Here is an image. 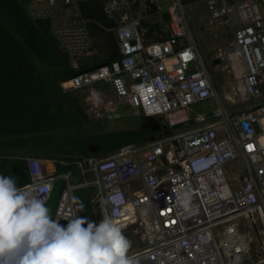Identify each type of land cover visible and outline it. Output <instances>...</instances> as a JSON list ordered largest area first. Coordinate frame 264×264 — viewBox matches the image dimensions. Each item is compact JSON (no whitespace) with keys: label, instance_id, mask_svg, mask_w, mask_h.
<instances>
[{"label":"built area","instance_id":"1","mask_svg":"<svg viewBox=\"0 0 264 264\" xmlns=\"http://www.w3.org/2000/svg\"><path fill=\"white\" fill-rule=\"evenodd\" d=\"M62 1L29 0L28 15L49 27L62 52L82 54L92 47L96 26L80 11L90 0ZM140 1L104 0L115 23L106 30L115 34L120 56L77 70L70 86H62L88 91L107 83L114 101L167 124L192 104L205 101L211 109L199 112L185 132L79 159L87 180L67 182L54 219L66 225L77 215L74 192L85 188L102 217L134 241L129 255L137 264H264V1L148 0L169 16L168 38L151 44L133 15ZM192 2L206 3L209 27L221 22L232 35L213 58L225 61L228 93L217 88L190 30L186 6ZM238 160L246 174L231 168ZM27 170L30 182L21 188H49L38 193L47 202L54 178L36 158L27 159ZM183 193L187 207L178 200Z\"/></svg>","mask_w":264,"mask_h":264},{"label":"trees","instance_id":"2","mask_svg":"<svg viewBox=\"0 0 264 264\" xmlns=\"http://www.w3.org/2000/svg\"><path fill=\"white\" fill-rule=\"evenodd\" d=\"M23 2L0 0V174L11 176L18 187L25 186L30 182L28 158L62 159L70 147L69 166L59 165L58 173L66 172L76 184V162L90 157L88 145L99 149L91 156L104 158L123 145L154 140L169 132V127L156 120L150 126L145 124L147 129H157L153 136L141 128L104 132L105 124L89 120L79 96L64 92L61 86L75 74L70 56L60 50L45 23L27 15ZM85 4L100 25L114 24L103 15L99 1ZM163 20L167 24L169 16L163 15ZM155 26L159 29V24ZM73 133L80 137L72 140ZM64 183L59 185L58 195L52 191L50 196L60 199ZM86 195L83 189L77 191L80 207L89 202ZM91 216L88 211L83 217L92 221Z\"/></svg>","mask_w":264,"mask_h":264},{"label":"clouds","instance_id":"3","mask_svg":"<svg viewBox=\"0 0 264 264\" xmlns=\"http://www.w3.org/2000/svg\"><path fill=\"white\" fill-rule=\"evenodd\" d=\"M49 190L22 189L0 174V264H137L131 242L110 216L96 223L74 215L66 225L53 219L38 194ZM189 198L178 194L184 207Z\"/></svg>","mask_w":264,"mask_h":264},{"label":"crops","instance_id":"4","mask_svg":"<svg viewBox=\"0 0 264 264\" xmlns=\"http://www.w3.org/2000/svg\"><path fill=\"white\" fill-rule=\"evenodd\" d=\"M28 1L29 0H25V2H23L27 15H28V10H27L28 9ZM97 1H99L100 5H102V13L106 17V14H105V11H104V0H97ZM62 2L63 1L60 0V5H62ZM85 2H87V1H85ZM85 2H81L80 11L86 18L94 20L96 22V26H94L93 33L91 35L92 47L88 51H86V52H84L82 54H72V55L71 54H67L68 56H70V58L72 60V69L75 72L77 70L83 69L85 67H89V66H93L95 64H98L99 62L109 61V60H112V59H117L120 56L119 48H118V40H117L115 34L113 32H109L108 30H106L107 28L113 27L115 25V23L112 24L111 26H109V25H100L98 20H97V17L94 16L95 13L92 10L87 9V6H86ZM152 8H154L153 11H152ZM157 8H158V6L156 4L149 3L148 0L140 1L139 5H135L134 6L133 15H135V17H137V18H140V20H141L140 31L144 33V37H145V39H146L148 44L164 42L168 38V32H167L168 23L165 24L164 20H163V15H168L167 12H166V8H165V6H162V11H158ZM152 17L154 19L155 18H160V19H162L163 22L162 23H158V22L154 23V22L151 21ZM106 19H108V18L106 17ZM108 21L112 22L109 19H108ZM63 23L65 25H67L66 21H63ZM156 24H159V29L156 28V26H155ZM164 25H166V29L164 28ZM47 28L49 29L48 26H47ZM73 60H75V63H73ZM214 65L217 66V67L220 66L221 67V71H225L226 70L225 68H223L219 64H214ZM226 72H227V70H226ZM226 76H227L226 83L228 84V87H230V80H231L230 79V74L227 72ZM65 82L68 83V80L65 81ZM66 85H65V88H68L69 86H66ZM61 86H62V84H61ZM65 88L62 86V89H63L64 92L69 91V92H72V93H77V95L79 93H84L85 92V91H78V90H66ZM93 91H95L94 94H96V95H94V97L96 96V97H99V98L103 99V102H102V104H100V106H99V102L94 103L95 107H97V108L105 107L106 110L103 111V115H99L98 114L97 116H95V119L94 118H92V119L95 122L102 124L103 126L105 124L104 128H106V129L104 130V128H103L104 132L136 131V130H138V128H141L142 130H144L146 132L150 131L152 133L151 136L155 135L154 133L157 132V129H155V128L147 129L145 127V124L152 125L154 120H150V121L147 120L146 121L144 119V117L141 114H139V112H137L135 109L131 108L126 103L114 101V97L115 96H114V93H113V90L111 89V87H110V89H108V88L107 89L97 88V89H94ZM224 93H228V91H225ZM109 101H111L112 103L109 104L108 103ZM80 103H81L80 104L81 107H83L82 106L83 105V100H80ZM90 107L94 108L92 105ZM124 108L125 109L126 108L131 109L134 112V114L136 115V117L140 118V120H139V122H138V124L136 126L137 128L136 129H131V130L114 131L113 128H115V126H113L111 128V127H109L110 125L108 123L112 122L114 120H118L120 118H123L122 117L123 114H122L121 110L122 109L124 110ZM126 111H128V110H126ZM168 123L171 125L169 127H173V128H176V127L181 126V125H183V126H187L188 125V124H183V123H175L174 125H172L173 122H169V121H168ZM120 128H124V126H121ZM156 134H158V133H156ZM79 137L80 136H77V134L73 133V136H71V139L72 140L73 139L76 140ZM83 137H85V136H83ZM151 140L152 139H150L148 141H151ZM148 141L140 142L141 144H139V143H129V144L142 145V144H145ZM123 146H125V145H123ZM122 147H120V148H122ZM69 149H70V147L68 148V150H66L64 152V155H63L62 159L56 158V159H53V160H45V159L39 158L37 156L31 157V158H36V159L40 160V162H41V160H45L47 163L51 164V166H52V168L50 169L51 171L46 168L45 174L49 175V176H52L54 178L52 191H54V194H57V195L59 193V188H60L59 185L61 184V182H65L64 183L65 186L63 188V191L67 188V182L70 183V184H73V183H71V180H70L71 176L68 175L66 172L63 173V174H59L58 173L59 165H61L63 167L69 166L70 160L68 158H70V157L66 156V155L72 156V153H71V151H69ZM90 149H93V151H91ZM117 150L118 149L113 150L107 156L111 155L112 153L116 152ZM98 151H99L98 147L93 146V145H88V153H89L90 157H91V155H96L98 153ZM72 163H74V162H72ZM26 167H27V160H26ZM75 171H76V179L78 180V183L73 184V185L83 184L87 180V178L84 175V173L81 170V168L78 166V162H76V170ZM81 189L85 190V193L87 194L86 197L88 198L89 202H87L85 204L86 206L81 209V207L78 204V200L75 197L77 191L80 190V189H77L74 192L75 204H76V208H77V215L80 216V217H83V216H85L87 214L88 211L92 212V216H91L93 218L92 221H94L96 223H99L102 220V218H103L102 214H100V212L98 211V209L95 208V206L92 204V202L90 203V201H91V198L89 197L90 196V192L87 189H85V188H81ZM52 191H51V193H52ZM63 191H62V193H63ZM61 195H60L59 198H61ZM52 197H56V196H50L49 200L46 202V205L52 199ZM56 199H57V205H56V207H54V209L51 212V215H52L53 219H54V212H56V209H57V206H58V203H59V200H60L57 197H56ZM83 200H85V197H83ZM83 200H82V202H84ZM127 239L130 241L129 238H127ZM132 244L133 243H131V246H132Z\"/></svg>","mask_w":264,"mask_h":264},{"label":"rangeland","instance_id":"5","mask_svg":"<svg viewBox=\"0 0 264 264\" xmlns=\"http://www.w3.org/2000/svg\"><path fill=\"white\" fill-rule=\"evenodd\" d=\"M22 1L25 2V0H22ZM239 1H241V0H239ZM186 15H187L190 30H191V32H192V34H193V36H194V38L198 44L200 55L203 58V60L205 61L206 66L209 69V71L212 75V78L217 85V88L219 90H221L222 93H224L225 91H229L230 88L228 87V84L226 83V80H227L226 70L221 71V67L215 66L212 60H213L218 49L226 48L229 44H231L233 42L232 35L229 33V30L227 28H225L224 24H222L221 22L215 23L214 27L208 26L209 12H208L206 3H204V2H201V3L200 2H196V3L192 2L191 4H188L186 6ZM151 21L154 23L155 22H158V23L163 22L162 19H160V18L154 19L153 17L151 18ZM164 28L166 29V25H164ZM73 63H75V60H73ZM224 63H225V61H223L221 65H223ZM66 86H70V84H67ZM93 88L94 89H97V88H101V89H107L108 88V89H110V85L107 83H98ZM78 95H79V99L83 100V105H82L83 107L82 108L85 111V115L90 120H93L92 118L95 119V116H97L98 114L103 115V111H105L106 108L105 107L97 108L94 105V103L99 102V106H100V104H102V102H103V99L99 98V97L94 98L92 89L85 91L84 93H79ZM91 105L94 108H91L90 107ZM210 109H211V106L207 102H205V101L204 102H198V103L192 104L189 107V109H187V110L186 109L185 110H179V111L173 112V114H171L169 116V119H168L169 122L191 121L187 126L181 125V126H178L176 128L169 127L171 125L169 123L167 124V121L164 118L156 119V121L160 125H162L163 127H169V132L167 134H165V136L166 135L179 134V133L184 132L188 129L194 128V124L192 122L194 117L197 114H199V112H206ZM126 110H128V111H126ZM121 111L123 114V116H122L123 118L109 122L108 123L110 125L109 127L112 128L113 126H115V128H113L114 131L136 129L137 128L136 126H137L140 118L136 117V115L134 114V112L131 109H128V108L125 109L124 108V110L122 109ZM121 126H124V128H120ZM105 129L106 128H104V130ZM156 139H158V138H156ZM156 139L151 140V141H155ZM151 141H148L146 143H149ZM139 144H141V143H139ZM66 156L70 157L68 159H71L73 157L70 155H66ZM41 163H42V166H43V169L45 172V170H46L45 168L47 167V162L45 160H41ZM231 168L233 169V171L237 175L246 174V170H245L243 164L241 163V160L234 162L232 164ZM56 205H57V199H56V197H52V199L48 202L47 207L50 209V212H52V210L54 209V207H56ZM123 235L126 238L128 237V235H126V234H123ZM131 243H134V241H131ZM133 247H134V245L132 244V246L130 247L129 250H131Z\"/></svg>","mask_w":264,"mask_h":264},{"label":"water","instance_id":"6","mask_svg":"<svg viewBox=\"0 0 264 264\" xmlns=\"http://www.w3.org/2000/svg\"><path fill=\"white\" fill-rule=\"evenodd\" d=\"M213 63L214 64H219L220 63V60L218 59V58H216V59H213ZM99 67V66H98ZM95 68H97V67H95ZM95 68H92V70H94ZM91 71V70H90ZM144 119L147 121V120H156V119H153V118H148V117H144ZM255 129H256V131H258V129H257V127L255 126ZM91 151H93V149H90ZM99 211V210H98Z\"/></svg>","mask_w":264,"mask_h":264},{"label":"bare ground","instance_id":"7","mask_svg":"<svg viewBox=\"0 0 264 264\" xmlns=\"http://www.w3.org/2000/svg\"><path fill=\"white\" fill-rule=\"evenodd\" d=\"M68 84V83H67ZM46 165V164H45ZM48 170H50L52 168L51 164L50 163H47V167H46ZM45 168V169H46ZM51 171V170H50Z\"/></svg>","mask_w":264,"mask_h":264},{"label":"flooded vegetation","instance_id":"8","mask_svg":"<svg viewBox=\"0 0 264 264\" xmlns=\"http://www.w3.org/2000/svg\"><path fill=\"white\" fill-rule=\"evenodd\" d=\"M150 126V124H148ZM151 128V127H150Z\"/></svg>","mask_w":264,"mask_h":264},{"label":"snow or ice","instance_id":"9","mask_svg":"<svg viewBox=\"0 0 264 264\" xmlns=\"http://www.w3.org/2000/svg\"><path fill=\"white\" fill-rule=\"evenodd\" d=\"M249 31H251V30H249ZM249 147H251V146H249Z\"/></svg>","mask_w":264,"mask_h":264}]
</instances>
